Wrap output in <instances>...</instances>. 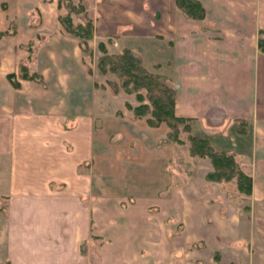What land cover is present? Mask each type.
<instances>
[{
	"label": "crops",
	"instance_id": "crops-1",
	"mask_svg": "<svg viewBox=\"0 0 264 264\" xmlns=\"http://www.w3.org/2000/svg\"><path fill=\"white\" fill-rule=\"evenodd\" d=\"M199 1L204 14L198 19L183 15L175 0L135 1L119 16L170 45L164 54H170L174 112L190 119L192 133L217 150L257 155L248 206L254 210L264 204V146L258 149L264 142V50L258 44L264 0ZM55 3L0 0V264L237 260L240 199L231 202L200 180L172 184L159 164L155 181L148 180L145 162L126 167L134 181L99 177L91 164L93 80L80 40L56 28ZM93 24L91 43L132 28L113 25L105 15ZM43 31L51 34L40 38ZM36 44L43 46L34 58ZM31 59L40 77L19 78V64ZM11 73L19 87L8 79ZM245 258L260 264L251 252Z\"/></svg>",
	"mask_w": 264,
	"mask_h": 264
},
{
	"label": "rangeland",
	"instance_id": "rangeland-1",
	"mask_svg": "<svg viewBox=\"0 0 264 264\" xmlns=\"http://www.w3.org/2000/svg\"><path fill=\"white\" fill-rule=\"evenodd\" d=\"M55 1L58 7H56L55 12L58 14L57 20L60 22V26L58 25L56 28L58 32L71 33L80 40L78 42L85 59L83 63L93 80L94 144L96 147L92 155L91 164L96 170L98 168L99 177L108 179L109 176H115L121 179L125 176L126 180L134 181L137 177H133L135 174H131L132 171L126 172V167L133 165L139 168L140 164L145 162L144 165L150 169L147 172L148 180L155 181L160 179L159 176L161 174L159 171H155V166L159 164L163 168L162 172L165 173L166 171L168 173L172 184H181L187 180H200L216 185L223 194H226L228 200L235 202L240 199L243 206L240 221L243 245H238L237 247V250L239 248L238 254H235L237 260H233V257L230 256L223 263L248 264L245 257L249 256L251 252L253 256L258 255L260 264H264V204L255 205L254 210L249 209L252 185L250 195H246L238 190L235 185V177L230 180H225L224 177L219 180L207 179L206 174L209 171H214L215 167L208 154L200 155L199 151H193L192 142L189 138V135L193 134L190 121L188 123H180L176 130H172L165 121L156 125L148 124L147 118L153 117V104L147 97L149 92L146 87L141 85L135 87V82L125 84L124 80L131 79L133 81V76L130 77L120 71H112L109 63L103 64L104 66L106 65V70L102 71L99 68V57L102 55L99 43H104L109 53L121 52L123 48L127 47L131 48L140 57V63L149 73H161L166 77L171 74L169 61L166 60L170 57V54L168 53L166 56L164 54L165 49H169L170 45L155 42L150 33L153 27L149 28L150 32H148L138 28L137 25L132 24L127 18L124 19V16H119L122 9L132 10V7H134L132 6L133 2H140L141 0H122L121 4L117 5L118 3H115V6L112 0ZM147 1V4L154 2V0ZM102 15L107 16L108 21L113 25L130 23L132 28L127 29L121 35L102 36L100 34L101 36H95L97 39L91 43L94 38V24L92 36L90 37L76 35L69 31L66 26L69 25L66 17H69L71 26L75 27L77 24L84 25L88 19L93 22L95 18H101ZM141 22L140 20V24ZM59 27H62V29H59ZM50 34L51 32L43 31L40 33V38H45ZM42 46L41 44L35 45L34 58L42 51ZM29 52L31 56L32 47H29ZM157 53H160L161 56L157 55ZM33 61L32 59L31 62L30 60H24L21 64L25 68L24 72L31 77L27 79L35 80L40 77V74L32 72L35 68ZM29 62L31 67L28 66ZM132 71L136 72L137 70L133 68ZM160 82L171 83L167 78L159 79L151 88L152 94L155 96H159L162 93L161 89L163 86ZM138 93L144 95L143 102L149 105L146 113L141 115H136L134 110V107L141 103L136 96ZM185 124L190 125V128H187ZM237 130L240 133L244 130V133L246 132V127L238 125ZM169 132L174 134L175 138H178L181 142L173 139L168 140L167 138L170 139ZM259 142L261 145L258 149H261V146H264V142L261 140ZM205 151H207V148H205ZM229 153L234 154L237 166L252 179L251 173L253 167H255L253 162L257 159V155L250 158L238 156L235 152ZM143 155H146V158ZM245 240H247V243Z\"/></svg>",
	"mask_w": 264,
	"mask_h": 264
},
{
	"label": "trees",
	"instance_id": "trees-1",
	"mask_svg": "<svg viewBox=\"0 0 264 264\" xmlns=\"http://www.w3.org/2000/svg\"><path fill=\"white\" fill-rule=\"evenodd\" d=\"M176 6L180 10V12L188 18L198 19L202 18L204 14V7L199 0H175ZM60 5V3H58ZM66 21L69 25L68 30L72 33L79 35V36H92L93 30V22L88 19L84 25L77 24L75 27H72L70 24L69 17H66ZM85 31V32H83ZM260 37L258 39V44L262 50H264V30H259ZM87 39V38H86ZM85 39V40H86ZM99 47L102 50V55L99 57V68L100 70H106V65L103 64L109 63L110 69L112 71H120L121 73H125L128 76L132 77L134 80L131 79L124 80L125 84L130 82H135V87L141 85L146 87L148 99L153 104V117L147 118V122L150 125H156L162 121H165L168 126L172 130L178 129L180 123L185 122L188 123L190 121L189 118L179 117L175 115L174 112V98L176 94V90L172 85V77H166L161 73H149L145 70L142 63H140V57L137 55L135 51L131 48H123L121 52H114L109 53L104 43H99ZM137 70L136 72L132 71V69ZM19 73L18 77L22 79L31 78L27 73L24 72V66L19 64ZM133 72V73H132ZM161 78H167L171 83L168 82H160L162 87V93L159 96H155L152 94L151 88L158 82ZM8 79L12 83L14 87H19L20 83L16 78L15 73L8 74ZM134 87V88H135ZM129 91L128 88H126ZM132 91V90H131ZM137 99L141 102L138 106L134 107L136 115H141L146 113L149 105L144 103V95L138 93ZM184 124V123H183ZM187 128H190V125L185 124ZM244 130H242L243 133ZM170 135V139L179 141L178 138H175L174 134L171 132L168 133ZM176 135V134H175ZM189 138L192 142V149L193 151L197 150L200 152V155L208 154L211 158V162L215 167L214 171H209L206 174V178L209 180H219L221 177H224L225 180H230L235 177V185L237 186L238 190L246 195H250L251 193V185L252 179L251 177L246 174L239 166L236 164L234 159V154L229 153L225 150H217L215 149L209 142L208 138L204 135H195L190 134ZM207 148V151H205ZM196 152V151H195Z\"/></svg>",
	"mask_w": 264,
	"mask_h": 264
}]
</instances>
